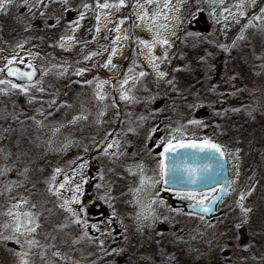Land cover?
<instances>
[{"label":"rangeland","instance_id":"1","mask_svg":"<svg viewBox=\"0 0 264 264\" xmlns=\"http://www.w3.org/2000/svg\"><path fill=\"white\" fill-rule=\"evenodd\" d=\"M104 2L114 6L107 9L96 7L98 3ZM237 2L238 0H224L222 5L216 6L211 0H153L152 4H146L144 0H123V6L116 7L120 0H67V3L63 0H42V3H38V0H27L26 4L22 3V0H13L5 11L0 12V67L7 59L17 56V59L24 57L37 67L52 58L60 61L71 60L84 66L91 65L94 70L93 73L86 71L82 76H69L67 84L65 83V94L58 100V104L66 106H55L53 110H47L45 113L52 112L47 118L32 110L35 106L41 107L39 102L30 104L28 97L22 94L0 95V111L13 112L26 108L29 109L27 113H30L23 117L26 123L23 137L15 132L5 133V138L0 140V148H3L5 153H11L7 159L0 158V167L12 169L5 176H0V191L10 182L23 183V187H15L11 193L0 195V204L7 206L12 197H17L18 194L27 195L26 189L33 192H36L37 188L43 190L44 180L50 175V168H67L71 161L82 156L89 161V183L84 186L85 195L81 197L85 218L89 224H100L102 214L105 213L109 223L113 211L116 214L108 229L113 236H103L101 239L109 249L122 250L120 254L104 256L102 250L87 240L72 245L71 240L79 235V227L73 225L65 229L68 235L61 234L55 242L58 250L70 259H58L55 264H103L114 260V257L120 259V264H149L145 258L161 249L175 256L174 264H254V261H249L251 256L243 252L242 248L251 241L250 231L264 225V212L260 214L253 205L259 196L260 181L256 176L257 169L250 146L247 145H254L256 142L246 143L250 138L248 123L237 118L236 112L223 106L224 102L219 100L217 91L223 90L228 82L223 78L229 73L228 69H223L216 58L214 73H206L208 78L214 77L216 80V92L196 93L197 85H190V78H184L179 86L180 95L167 96L162 93L155 98L151 110L144 116L146 119L140 122L139 127L135 122H127L131 107L127 110L129 113L125 112L126 109L123 110L124 114L120 113V107L129 105L119 98L120 85H117L113 92L109 86L110 81L104 87L107 98L103 104L94 100L95 83L102 80H96L95 69L107 77H114L119 73L127 55L128 37L131 33L138 39L133 54L150 73L153 84L159 86L174 67L179 27L183 18L201 11L216 33L228 40L234 34L240 33L241 26L247 22L248 17L258 12L260 7H264V0H258L254 7L244 9L246 16L241 18L240 10L232 7ZM85 3L89 5L88 9L83 8ZM247 4L251 5V0H247ZM226 8H231L232 12L237 14L235 20L239 21L238 23L224 11ZM80 12H84L83 19H79ZM144 12L148 14L147 19H141ZM76 20H79L80 26L73 32L69 22ZM129 26L132 27L131 33ZM244 35L251 47L246 48L245 59L238 69V66L236 67V71L249 90L252 109L261 112L264 109V35L257 33L253 28L245 31ZM69 36L74 39L64 42L62 38ZM118 37L120 39H117ZM25 41L23 49L16 47L18 42ZM162 41H167V44L161 43ZM110 47L111 50L104 58L103 55ZM113 49H116L114 55ZM93 52L99 54L91 59L84 58ZM29 53L36 58L33 59ZM165 55L167 59H163ZM82 56L83 59H80ZM109 57L115 67L105 68L103 64L107 63ZM153 59L159 65L157 70L153 69ZM79 68L82 67L75 69ZM157 71L166 75L160 78ZM38 77L39 75L36 78ZM3 78L8 79L6 76ZM85 80H92V86H82L81 82ZM2 87L6 86L0 85V88ZM131 87V82L125 86ZM31 94L42 100L48 97L45 93H36L35 89ZM13 102L18 105H13ZM208 102L214 105L210 115L206 110ZM193 103L197 106L190 108L189 105ZM101 110L105 115L98 117ZM82 111L88 115L87 120L69 123ZM222 115H226L223 121L220 119ZM26 117L43 120L46 126L37 129L35 123L26 120ZM97 119L100 120L99 124L96 123ZM193 119L201 121L205 126L196 127L189 124L188 121ZM8 123L13 127L17 126L13 121H0L4 127H7ZM61 124L64 126L53 135L52 128ZM181 126L184 127L181 129ZM128 127L133 128V131L129 132ZM173 129L181 131L173 132ZM106 131L123 133L120 137V151L123 155L118 159L100 154V149L111 140V137L104 140ZM154 133H159V138L151 145L150 138ZM173 135V143H199L207 138L225 150L229 186L210 218L201 219V216L186 212L183 207L174 206L175 202H196L185 198L188 193L195 194L197 199L202 198L201 194L209 197L207 193H172L161 186V141ZM37 137L39 139H36ZM86 148L89 151L86 152ZM23 152H27V155H22ZM17 154H21L19 160ZM50 163L54 166L50 167ZM137 164L142 165V172L135 168ZM129 166H133L134 175H130L126 170ZM24 168L28 169L27 178L20 175ZM101 175L104 176L103 180L99 179ZM97 184L102 185L99 190L95 187ZM33 185H36V188H33ZM136 189L139 191H135ZM105 195L109 198L108 203L105 202ZM242 195L245 199L241 201ZM32 199L36 200L38 197L33 196ZM48 199L55 201V197ZM241 206L251 210L247 216ZM47 207L52 208L54 204L48 203ZM140 212L145 215L151 212V216L147 220H138L137 213ZM64 215L66 214L57 210L50 223L44 225V229L50 231L51 224L58 222ZM4 220L5 218L0 217V224L4 223ZM116 233L121 235L117 236ZM89 235L99 236L100 233L89 230ZM38 238L43 240L42 236ZM61 240L67 243H61ZM260 242L257 244V251L259 244H264L263 241ZM10 249L19 252L27 250V246L21 248L12 241L0 243V264H19V258L13 255ZM255 258L264 264L261 258ZM27 259L29 264H44L38 249H33ZM155 259L156 264H160L159 257Z\"/></svg>","mask_w":264,"mask_h":264},{"label":"snow or ice","instance_id":"2","mask_svg":"<svg viewBox=\"0 0 264 264\" xmlns=\"http://www.w3.org/2000/svg\"><path fill=\"white\" fill-rule=\"evenodd\" d=\"M63 2L67 3V0H63ZM257 2L258 0H251V5H248L247 0H238V2L232 7L239 9V16L241 18H245L246 13L244 9L246 7H254ZM12 3L13 0H0V12L5 11L7 7L10 6ZM22 3L26 4L27 0H22ZM38 3H42V0H38ZM144 3L152 4L153 0H144ZM211 3L216 6H219L224 3V0H211ZM112 6L114 5H111L107 2L98 3L96 5V7L100 9H107ZM115 6L122 7L123 0H120V4ZM140 6L141 8H143V4H141ZM165 7H167V5H165ZM83 8L88 9L89 5L85 3L83 4ZM29 10L31 11V9ZM224 11L228 12L235 22H239L235 20L237 14L232 12L231 8H226L224 9ZM41 15H43V13H41ZM83 18L84 12H80L79 19ZM147 18L148 14L147 12H144L141 19ZM97 19H99V16H97ZM58 22L59 21H57V23ZM52 26L54 25H49V27ZM79 26V20L69 22V27L72 29L73 32L75 31V28H78ZM250 28L255 29L256 32L259 34L264 35V7H260L258 12H254L250 17L247 18V22L241 26L240 33L233 40V46H239V41H245L247 39V37L244 35V32ZM124 38L126 39L127 37L125 36ZM62 39L64 40V42H70L74 39V37L69 36L67 38ZM117 39L120 38L118 37ZM24 43H26V41L18 42L16 47L19 49H23ZM113 43H115V41H113ZM141 43L145 42L141 41ZM161 43L167 44V41H162ZM145 46L147 47V45ZM219 47L224 50H227V47L225 45H219ZM115 52L116 49H113L112 54L114 55ZM98 54L99 53L93 52L91 53V55H85L84 58L91 59L93 56H96ZM28 55L32 56L33 59L36 58L35 55H33L32 53H29ZM163 59H167V56L165 55ZM151 63L153 65V69L157 70L159 65L156 63V60L153 59ZM16 64H21L25 68L33 70L24 71L20 67H16ZM64 64H66V62H62V64L60 65L53 63L51 67L40 70V78L34 79L35 77H37V70L35 69V66L31 62L25 64L24 57H19V59H17V56H13L12 58L7 59L6 63H4L2 67H0V74H2L0 75V85L6 86L0 88V95H9L10 93L22 94L28 97V103L30 104L39 102L41 104V107L37 109L36 112L37 114L45 116V118H47V116L52 115V112L45 113V104H47L48 108H53V106H56L58 108L64 107L66 105L62 103L58 104L57 97L59 90L55 88V84L52 81L45 82L43 78L50 76L53 78V80H58L64 77L69 72V68L65 67ZM103 67H115V65L112 64L111 57H109L107 63L103 64ZM86 71H88V69L79 68L75 69L72 74L82 76ZM145 75L146 73L143 71L135 73L132 68L128 69V73L123 75V78L119 80V85L121 89L119 98L121 101L129 105L140 102H148L146 99L141 100L140 97L135 95V92L140 90L138 85L141 82V78H143ZM165 75L166 73L162 71H157L158 77L163 78ZM4 76L11 77L13 79H5L3 78ZM14 80L20 81V83H16L14 82ZM130 82L132 84V87L125 88V86L128 85ZM81 83L82 86H92L93 81L85 80ZM109 83L110 81L107 79L100 80L95 83L94 100L99 102L100 104H103V102L107 98V95L104 92V87ZM167 83L169 85H172L173 81L169 80L167 81ZM33 89H35L36 93H48L51 99L48 101H44L38 96L32 95L31 92ZM49 89L52 90L49 91ZM237 91L240 90L237 89ZM153 99H155V97H153ZM196 106V103L189 105L190 108H195ZM113 107H115V104L113 105ZM239 110L240 109H233V111ZM245 110L250 111L251 107L246 106ZM104 115L105 112L103 110L98 112V117H103ZM117 115H119V113ZM128 118L130 122H135L137 127L140 126V122L146 119V117L144 116L134 118L131 116V114H128ZM87 119L88 115H86L85 112L82 111L80 115L73 117V120L69 123H76L77 121ZM26 120H32L35 123L37 129H42L46 126L44 125L43 120H36L35 117H26ZM0 121L17 122L16 127H13L11 123H8L7 127H4L2 124H0V140L5 138V133L12 134L15 132L18 133L19 136L23 137L26 123L25 120L20 119L19 114H17L15 111H0ZM96 123L99 124L100 120L97 119ZM188 123L196 127L205 126L202 124L201 121L195 119L188 121ZM63 126L64 125L61 124L58 127L52 128V134L55 135L56 132L59 131L60 127ZM183 127L184 126H181V129ZM181 129H173L172 131L177 132L181 131ZM128 131H133V128L128 127ZM154 131H158V129H154ZM122 135V132L106 131L104 140H109V137H111V140L106 144V146L100 149V154L104 156L114 157L116 159H118L119 156L123 155V152L120 151L122 147V141L120 137ZM36 139H39V137H37ZM174 139L175 136L173 135L171 136V138H167L161 141L163 149L160 152V155L162 157L166 154L175 152L177 147L182 149H196L201 152L218 153L221 158H223V156L225 155V150L221 145H218L217 143H214L212 140L207 138L203 139L199 143H184L183 141H178L176 144L173 143ZM48 142L51 143L50 140ZM85 151L87 152L89 151V149L86 148ZM21 154L27 155V152H23ZM21 154H17V160L20 159ZM9 155H11V153H5L3 148H0V158L7 159ZM229 155H231V153H229ZM88 167L89 161L82 156H78L75 160L71 161L68 164L67 168L55 167L52 173L45 178V187L43 190L37 188L36 192H33L31 189H26L27 195L18 194L17 197H12L9 200L7 206L0 204V217L5 218L4 223L0 224V243H7L9 241H12L16 244H19L21 248H24L25 245L27 246V250L19 252L10 249L13 255L19 258V264H29V260L27 259V257L33 249L39 250L40 258L44 261V264H55V261L58 259H70L58 250L57 244L55 242L58 238H60L61 234L68 235V233L65 232V229L73 225L79 227V235L71 240L72 245L87 240L88 243L95 244L98 249L102 250L104 256L120 254V251L122 250H118L115 248L109 249V246L105 244V241L103 239H101V237L103 236L112 237L113 233L111 231L105 232L99 227L98 224H89L87 219L85 218V207L83 206L81 197L85 195L84 186L89 183V177L87 175ZM135 168L140 169V171L142 172V165L137 164L135 165ZM161 169L163 170V161H161ZM11 170L12 169L9 167H0V176H5ZM126 170L129 172L130 175L135 174L133 171V166H129ZM27 174V168H24L22 171H20V175L24 176L25 178H27ZM99 179L103 180L104 176L101 175ZM143 183L144 181L142 179L141 184ZM15 187H23V183L13 181L9 184H5L3 186V191H0V195H4V193H11ZM95 187L97 188V190H99L102 185L97 184L95 185ZM33 188H36V185H33ZM135 191H139V189H136ZM248 195H250V193H248ZM33 196H37L38 199L33 200ZM201 196L202 198L197 199V196L195 194L188 193L185 198L195 200L196 206L199 207V210L201 212H209L210 208L205 204V200H208L209 203H211L212 198H209L208 196H203V194H201ZM48 197H55V201H50ZM104 199L106 203L109 202V198L107 197V195H105ZM243 199H245L244 195L240 197L241 201ZM48 203H53L54 207H47ZM57 210L62 213H65L66 215L62 216L61 219L55 224H51L50 231L45 230L44 225L50 223L51 217L56 214ZM242 211L244 212V215L247 216V214L251 210L244 209L242 207ZM45 213H47V215H45ZM115 215L116 214L113 211L112 215L109 217V223H111V221L115 218ZM150 216L151 212H149L148 215H145L143 212L137 213V219L141 221L149 219ZM201 219H203V217H201ZM246 222L247 221H242V223ZM237 227L239 228L240 225H237ZM89 230L93 232H99L100 235L90 236ZM5 233L8 234L6 235ZM116 235L119 236L121 234L116 233ZM41 236L43 237V240L38 238ZM61 243H67V241L61 240ZM157 256L159 257L160 264H174V261L176 259L175 256L165 252L162 249L158 253H154L152 256L146 257L145 259L149 262V264H156L155 258ZM261 259L264 260V257H261Z\"/></svg>","mask_w":264,"mask_h":264},{"label":"trees","instance_id":"3","mask_svg":"<svg viewBox=\"0 0 264 264\" xmlns=\"http://www.w3.org/2000/svg\"><path fill=\"white\" fill-rule=\"evenodd\" d=\"M131 28L132 27L129 26V32ZM192 34H193V31L190 29L189 30L187 29V33L185 34L183 41L184 40L188 42L197 41L192 36ZM236 36L237 35L234 34V36L230 37L228 40H225V41L222 40L221 36L219 35L213 36L215 40L222 43V45H225L227 47V50H224L220 47L219 48L220 54H218V56L217 55H206L204 59H202L203 62L205 63L210 62L212 64H215V59L217 58V61L219 62L220 66L223 69H228L229 73L226 75L228 78V82L225 84L223 90L221 91H217L215 89L217 82L212 77L208 78V76H205V77L198 79V77H196L197 75L193 73H189V72L187 73L184 69L187 66L188 64L187 62L189 60L183 59V57L179 55L175 56L174 67L169 71L167 78L161 81L159 83L160 84L159 86L153 84V79L150 73L142 67L139 60H137L135 55L133 54V51L136 48V43L138 39L135 36H133L132 33H131V36L128 37V44H127L128 51L122 63L119 73H117L114 77H107L101 71L99 72L98 70L96 71L95 69V73H96L95 77H96V80L100 78L102 80L107 79L111 81V85L109 86L111 87V91L115 92V87L119 85V80H121L123 78V75H125L126 72H128V69L132 68L135 73H139L141 71L146 73V75L143 78H141V82L138 85L140 90L135 93L137 94L138 97L141 98V100L146 99L148 102L147 103L140 102V103L125 105V106L120 107L121 115L124 114L123 110L126 109L125 112L129 113V111H131L130 114L134 118L145 116L149 113V111L151 110V107L153 106L152 105L153 100H154L153 97L157 98L162 93H165V95L167 94V96L168 95L169 96L170 95L172 96L180 95L179 86H180V83H182V80L184 78H190L189 79L190 85H197L196 90H195L196 93L202 94L208 91H211V92L217 91L219 93L220 92L229 93V95L227 96H219L220 97L219 100L224 102L223 106L230 107L231 109H240L239 111H235V112H236L237 118L244 119L248 123V130H249L250 138L246 140V143L256 142L254 145H250V144H247V145L250 146L249 149H250L251 155H253V158H254L253 162L256 165L255 169H257L256 176L260 181L259 196L253 205H254V208H256V210L258 209L260 211V214H262L261 212H264V109H262L261 112H255L252 109V103L250 101V96H249V90L243 84L241 80V75L236 71V67L238 66L237 67L238 69L242 63V60L245 59L244 54H245V51L247 52L246 48L249 49L251 47L248 40L239 41L238 42L239 46H233V40L236 38ZM81 43L82 42H80V44ZM110 50H111V47L108 48L105 54L103 55L104 58L106 57V55H108ZM83 56L80 59H83ZM62 62H66L64 66L69 68L68 74H66L64 77L58 80H53V78L50 76L43 78L45 82L52 81L55 84V88L59 90L58 97H57L58 100L63 98L65 94L64 93L65 83L67 84V81L69 80V76L72 74L73 70L76 67L80 66L82 68L88 69V72L90 73L94 72L91 65L84 66L81 63H75L74 61H71V60L60 61L57 59L48 58L47 62H44L40 64V66H38V69H39L38 78H40V70L51 67L53 63L60 65L62 64ZM169 80L173 81L172 85H169L167 83V81ZM192 81H195V83ZM237 89H239L240 91H237ZM51 90L52 89H49V91ZM230 93H234V94H230ZM45 94L46 96L48 95V93H45ZM50 99L51 97L48 95V97L44 101H48ZM208 103L209 104L206 105V108H207L206 110H207V114L210 115L211 113H213L212 110L214 108L213 107L214 105L211 102H208ZM12 104L18 105V103L16 102H13ZM246 106H250L251 110L250 111L245 110ZM44 107H45V112L47 110L49 111L55 108V106H53V108H48L47 104H45ZM129 107H131V110L127 111ZM39 108H40L39 106H35L33 107L32 110L36 111ZM28 110L29 109L23 108L20 110H16L15 112L19 114L21 120H24L23 117L25 116V114L27 115L30 114V113H27L29 112ZM225 118H226V115H222L220 119L221 121H223V119ZM127 122H129V119L127 120ZM14 124H17V122H14ZM107 219H108V215L105 213L102 214V219L100 221L101 223L98 224L99 227L105 232H107L109 229V223L107 222ZM262 227L253 228L250 231L249 239L251 238V241L248 242L246 245H244L242 248L243 252L245 251V253H248L252 257V258L250 257L249 261L251 262L254 261L253 262L254 264L255 263L261 264L260 262H258V259L256 260L255 258L256 256L258 258L264 257V244H261V245L259 244V249H258L259 251H257L256 249L257 244L260 242V240L261 242L262 241L264 242V225ZM256 252H257V255H256ZM261 261L264 263V260H261ZM103 264H120V259H118L117 257H114V260H111V261L108 260Z\"/></svg>","mask_w":264,"mask_h":264},{"label":"water","instance_id":"4","mask_svg":"<svg viewBox=\"0 0 264 264\" xmlns=\"http://www.w3.org/2000/svg\"><path fill=\"white\" fill-rule=\"evenodd\" d=\"M15 66L17 67V65ZM31 70L33 69L26 68L25 71ZM158 138L159 133H154L150 138V144L154 145ZM161 161H163L161 185L166 189L202 191L218 187L215 194L211 197L212 202H205L210 208L209 212H201L199 207L196 206V203L183 204L187 211L206 217L212 215L215 211L216 204L223 197L230 180L225 155L221 158L218 153L201 152L196 149H182L177 147L175 152L166 154L163 157L161 156ZM177 204L181 205V203Z\"/></svg>","mask_w":264,"mask_h":264},{"label":"flooded vegetation","instance_id":"5","mask_svg":"<svg viewBox=\"0 0 264 264\" xmlns=\"http://www.w3.org/2000/svg\"><path fill=\"white\" fill-rule=\"evenodd\" d=\"M187 29L188 30L190 29L193 31L192 36L197 41H195V42L194 41L188 42L185 40L183 41L184 36L187 33ZM216 35H218V34L214 30V28H212L209 25V23L206 20L205 15L201 11L196 12L191 17L183 18V20L180 24V27H179L176 56L179 55V56L183 57V59L189 60L187 62L188 63L187 66L184 69L187 73L189 72V73H193V74L197 75L196 77H198V79L205 77V76H208V74H206V73H208L210 71L214 73V70H215L214 64H212L210 62L205 63V62H203L202 59H204V57L206 55H218V54H220L219 45H222V43L218 42L217 40H215V38H213V36H216ZM222 40H225V39L222 38ZM29 62L30 61L25 60V64H27ZM32 64L35 66V69L38 70V74H39L38 67L34 63H32ZM16 65H17V67H20L22 70H24V71L26 70V68L23 65H21V64H16ZM212 78L214 79V77H212ZM223 78L225 81H228L227 76H226V78L225 77H223ZM8 79H13V78H8ZM34 79H37V78H34ZM218 79H220V76H218ZM14 82L20 83V81H15V80H14ZM217 88H218V86L216 85L215 89H217ZM227 95H229V93H226V92H220L219 93V96H227ZM51 166L53 167L54 164L50 163V167ZM54 168H55V166L53 167V169ZM53 169L50 168V174L53 171ZM227 190H228V188L226 189L225 193L227 192ZM215 191H216V188H212L210 190H204V191H200V192L207 193L209 195V198H210L215 193ZM173 192L175 193L176 191H172V193ZM166 196L168 197L169 195H166ZM205 201H208V200H205ZM175 203H177V202H175ZM176 207H182V206L179 205ZM195 215L201 216L198 214H195ZM201 217H203L205 219L210 218V217H204V216H201Z\"/></svg>","mask_w":264,"mask_h":264}]
</instances>
